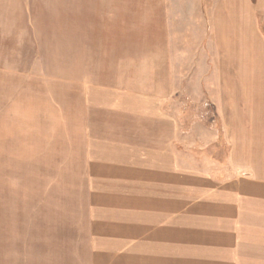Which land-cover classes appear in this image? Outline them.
Returning <instances> with one entry per match:
<instances>
[{"label":"rangeland","instance_id":"rangeland-1","mask_svg":"<svg viewBox=\"0 0 264 264\" xmlns=\"http://www.w3.org/2000/svg\"><path fill=\"white\" fill-rule=\"evenodd\" d=\"M101 87L174 117L187 169L264 167V0H0V264H86Z\"/></svg>","mask_w":264,"mask_h":264},{"label":"crops","instance_id":"crops-1","mask_svg":"<svg viewBox=\"0 0 264 264\" xmlns=\"http://www.w3.org/2000/svg\"><path fill=\"white\" fill-rule=\"evenodd\" d=\"M135 101L104 87L86 96V264H264V167H183L176 119Z\"/></svg>","mask_w":264,"mask_h":264}]
</instances>
